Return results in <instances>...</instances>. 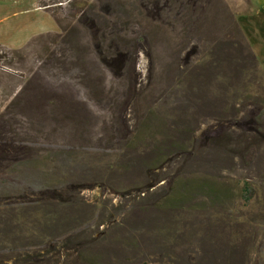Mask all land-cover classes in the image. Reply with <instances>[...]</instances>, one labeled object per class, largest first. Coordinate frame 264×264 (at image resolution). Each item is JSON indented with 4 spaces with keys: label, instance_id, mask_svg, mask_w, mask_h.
I'll return each mask as SVG.
<instances>
[{
    "label": "rangeland",
    "instance_id": "1",
    "mask_svg": "<svg viewBox=\"0 0 264 264\" xmlns=\"http://www.w3.org/2000/svg\"><path fill=\"white\" fill-rule=\"evenodd\" d=\"M0 1V264H264L249 0Z\"/></svg>",
    "mask_w": 264,
    "mask_h": 264
},
{
    "label": "crops",
    "instance_id": "2",
    "mask_svg": "<svg viewBox=\"0 0 264 264\" xmlns=\"http://www.w3.org/2000/svg\"><path fill=\"white\" fill-rule=\"evenodd\" d=\"M17 1L18 0H13L12 6L13 7L17 6L20 8L21 7L20 3L22 2L21 1L17 2ZM249 1H250V6H248L249 4L247 3L246 5L247 7L242 10L240 16L238 17L237 23L242 33V36L249 45L252 54L258 61V64L260 65L262 72L264 74V53L262 49H260L261 46L258 42L259 40L264 39V0H249ZM6 3H9V0H7ZM0 4H4V3L0 1ZM36 8L44 13H47L45 8L40 7L39 5ZM18 10L20 11L25 9H18ZM0 44L6 46V44H2L1 39H0Z\"/></svg>",
    "mask_w": 264,
    "mask_h": 264
},
{
    "label": "trees",
    "instance_id": "3",
    "mask_svg": "<svg viewBox=\"0 0 264 264\" xmlns=\"http://www.w3.org/2000/svg\"><path fill=\"white\" fill-rule=\"evenodd\" d=\"M55 19V18H54ZM55 22L57 23V21L55 20Z\"/></svg>",
    "mask_w": 264,
    "mask_h": 264
}]
</instances>
